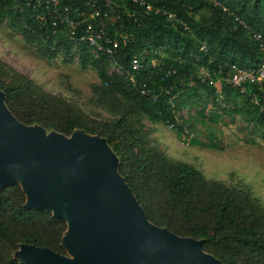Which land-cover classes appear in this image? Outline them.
<instances>
[{
  "label": "trees",
  "instance_id": "1",
  "mask_svg": "<svg viewBox=\"0 0 264 264\" xmlns=\"http://www.w3.org/2000/svg\"><path fill=\"white\" fill-rule=\"evenodd\" d=\"M143 1L174 14L175 21L169 23L160 14L145 13L144 7L130 0H110L108 12L118 17L108 24L107 35L131 36L110 61L94 57L86 46H74L59 32L54 34L49 27L39 25L23 0H0V24L21 34L41 58L52 60L62 54L71 63L77 55L79 68L95 71L98 84L91 86L90 103L114 118L95 126L88 124L74 104L42 92L31 79L2 61L1 104L23 126L39 127L56 136L70 137L79 131L101 139L115 160L114 171L150 225L179 238L200 241L202 252L219 264H264L261 203L245 189L208 181L192 165L169 160L154 143H147L139 125L144 118L150 124L164 126L176 117L179 122L174 130L181 134L182 127L189 126L180 116L182 107L210 98L214 106L224 108L220 98L231 104L234 112L247 113L264 138V86L246 85L240 94L222 82L216 90L195 76L202 67L215 71L212 79L216 81L229 72L231 65L251 68L261 62L264 53L251 35L264 37V0H217L220 6H213L210 0ZM61 3L71 10L83 9V0ZM179 21L188 30H183ZM162 53L166 56L160 58ZM132 59L140 65L133 72L135 85L126 74ZM112 64L119 72L107 74ZM189 80L193 81L191 86ZM141 86L156 99L140 96ZM238 98L244 101V112L236 106ZM25 203L18 184L0 189V264H29L14 256L22 245L67 257L60 244L65 221L47 210L26 208Z\"/></svg>",
  "mask_w": 264,
  "mask_h": 264
},
{
  "label": "water",
  "instance_id": "2",
  "mask_svg": "<svg viewBox=\"0 0 264 264\" xmlns=\"http://www.w3.org/2000/svg\"><path fill=\"white\" fill-rule=\"evenodd\" d=\"M0 189L18 184L26 208L47 210L66 223L61 247L74 260L22 245L14 256L29 264H219L201 242L150 225L115 160L96 136L65 139L26 127L2 106Z\"/></svg>",
  "mask_w": 264,
  "mask_h": 264
},
{
  "label": "rangeland",
  "instance_id": "3",
  "mask_svg": "<svg viewBox=\"0 0 264 264\" xmlns=\"http://www.w3.org/2000/svg\"><path fill=\"white\" fill-rule=\"evenodd\" d=\"M164 56V53L159 54L160 58ZM0 61L31 79L42 92L74 104L90 125L114 118L90 103L91 86L98 84V78L91 68H79L77 55L71 63L65 61L62 54L52 60L43 59L34 45L1 23ZM113 73L118 70L112 64L107 74ZM218 101L224 108L214 106L210 98L182 107L180 116L189 125L185 126L184 139L176 130L150 124L144 118L139 120V125L147 143H154L169 160L192 165L208 181L245 189L264 207V138L247 113L234 112L231 104L220 98ZM235 103L243 112L246 110L241 99H236ZM49 135L45 133L46 137ZM66 258L74 260L75 256L68 253Z\"/></svg>",
  "mask_w": 264,
  "mask_h": 264
},
{
  "label": "built area",
  "instance_id": "4",
  "mask_svg": "<svg viewBox=\"0 0 264 264\" xmlns=\"http://www.w3.org/2000/svg\"><path fill=\"white\" fill-rule=\"evenodd\" d=\"M133 4L144 7V12H153L160 14L169 23L175 21V15L153 7L151 4L143 0H130ZM213 6H220L217 0H210ZM26 7L32 10L33 20L41 26H47L52 30V33L59 32L64 38L73 43L74 46L83 45L89 49V52L94 57L102 56L114 61L118 49L121 44L129 42L131 36L127 33H120L114 36H108V24L113 22L118 16H111L108 12L110 0H83V9L71 10L69 6L63 5L61 0H23ZM16 6H19L16 4ZM20 8V7H19ZM225 11V8L221 9ZM74 15L79 17L81 21H77ZM132 17V15H130ZM237 20V18H235ZM183 30H188V27L181 21L178 22ZM251 39L256 43L258 48L264 53V37L258 33H252ZM204 51L203 46L200 47ZM152 64L153 61H152ZM139 61L132 59L129 62V69L126 71L127 78L131 84L135 85L136 80L133 77V72L139 69ZM118 72L119 68L116 67ZM229 72L221 75L214 81L212 78L216 74L215 71H209L200 67L196 73V79L199 82H206L213 88L222 82L230 88L236 89L240 94L243 93L246 85L264 86V56L260 63L251 68H238L234 65L229 67ZM169 72L167 71V74ZM193 84L189 80L188 85ZM217 90V89H216ZM140 96H146L151 100L156 99V95L145 89L143 86L138 88ZM255 104V101L252 100ZM179 120L174 118V122H166L165 127L168 130H173L175 123ZM185 127H182L181 136L184 139Z\"/></svg>",
  "mask_w": 264,
  "mask_h": 264
}]
</instances>
